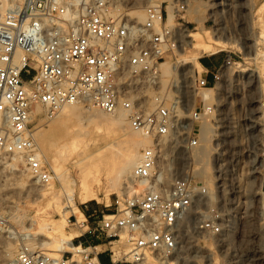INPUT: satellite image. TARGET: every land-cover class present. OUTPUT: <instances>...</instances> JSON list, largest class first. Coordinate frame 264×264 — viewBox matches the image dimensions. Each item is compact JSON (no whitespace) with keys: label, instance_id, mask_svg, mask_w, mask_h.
I'll use <instances>...</instances> for the list:
<instances>
[{"label":"built area","instance_id":"built-area-1","mask_svg":"<svg viewBox=\"0 0 264 264\" xmlns=\"http://www.w3.org/2000/svg\"><path fill=\"white\" fill-rule=\"evenodd\" d=\"M135 4L0 0V188L14 155L41 183L52 182L53 167L37 131L68 104H90L109 115L122 111L133 131L151 139L139 151L131 184L117 193L107 213L69 217L81 230L75 250L54 257L22 243L9 264H159L177 256L191 225L197 234L222 239L233 231L220 208L207 203L206 178L182 169L167 182L159 166L162 141L187 133L189 145L198 147L213 132L216 109L204 100L187 108L179 77L163 85L160 64L177 48L178 32L167 25L164 1L145 3L143 21L130 14ZM177 8L186 9L185 3ZM237 63L226 51L213 85ZM191 85L212 87L199 71ZM88 234L111 245L107 261L96 244H85ZM196 257L205 260L198 249L191 258Z\"/></svg>","mask_w":264,"mask_h":264},{"label":"rangeland","instance_id":"rangeland-1","mask_svg":"<svg viewBox=\"0 0 264 264\" xmlns=\"http://www.w3.org/2000/svg\"><path fill=\"white\" fill-rule=\"evenodd\" d=\"M163 1L167 10L173 14L172 24L168 19L166 20L170 28L177 31V28L187 24L193 29L197 25L193 18L197 16L201 20L200 24L204 27L203 29L208 28L214 36L220 35L230 42L227 45L218 46L214 54L222 58L226 51H230L238 62L224 73L221 89L214 91L212 89L214 85H211L212 87L207 89L200 88L199 94L195 95L191 90V81L194 73L202 72L203 68L192 65V62L182 63L181 53L192 55L194 49L192 50L185 42L181 34L178 33L177 48L162 60L169 58L178 68L176 70H180L179 73L175 72V76L181 80L187 108L190 109L194 104L200 106L202 100H206L216 109V117L212 121L214 127L212 135L209 139L202 138L198 147H191L188 143V134L182 133L177 137H167L164 144L162 141V148L170 149L171 165L177 167V173L184 169L189 172L190 176L207 179L209 188L207 203L217 205L224 214L225 222L234 224V227L237 226L238 229L233 230V237L222 239L207 233L197 234L191 225L183 231L180 251L171 259L174 264H191V261L188 262V259H182V257L190 254L188 257L191 259L195 249H198L205 256L204 261L210 257L215 264H264V207L261 205L264 200V165L261 164L264 146H260V142L264 143V55L256 57L257 52L264 51V36H261V30L264 29V15L259 19L257 13L258 7L264 5V0H231L228 4L222 5L219 4L220 0H155V2ZM183 2L186 9H178L177 5ZM187 18L191 21H186ZM201 56L198 57L199 60ZM242 67L245 69L241 70ZM172 76L162 74V78L167 79V82L174 77ZM203 92L212 94V99H201ZM76 105L82 117L77 112L69 116L60 111L37 131L41 151L53 167V184H43L37 180L35 182L37 188L29 191L27 179L34 181L36 177L21 164V160H18L14 173L8 172V180H5L7 173L5 171L0 197V224L5 228L18 230L17 233L20 235L13 238L7 231L0 236V263L10 259L3 258L4 243L15 239L18 249L24 241L21 236L22 231L24 233L26 229H35L44 211L53 218H60V212L52 204L54 197L59 198L68 211L66 229L81 232L69 221V217L72 221H74V216L79 219L83 217H79L78 212L72 211L68 202L70 193L78 198L79 168L71 160L72 156L66 161L57 157L54 147L60 140L69 141L76 137V132H67L68 127L76 129V126L80 125L78 129L82 130L77 138L86 140L88 136L83 134L84 130L97 128V126L95 128V122H89L88 118L95 114L108 119L111 115L90 104ZM77 114L81 118H78ZM100 127L101 131L105 129L104 126ZM123 133L137 140L141 139L127 122L117 130L114 136ZM132 137L129 138L133 139ZM112 139L115 140L110 135L108 142L111 143ZM49 141L54 142L55 145L53 146ZM104 143L102 141L100 145L104 146ZM125 143L119 142L114 147L115 152L120 154L127 146ZM144 145H140L139 151ZM60 173L63 174L61 177H59ZM105 181L103 177L99 200L78 202L84 213H95L99 216L107 213L111 208L109 204L113 203L117 193L124 188L127 182L124 180L119 186L116 185L117 183L113 185L115 182ZM7 182L10 184L6 185ZM51 185L55 188L54 192L44 196L40 194V189ZM106 193L109 194L106 195ZM12 215L21 219L16 220V217L13 218ZM27 240H29L28 236L24 242L26 243ZM83 240L86 245L90 242L99 244L96 250L102 256L107 255V248L111 246L103 237L97 238L88 234L83 237ZM78 242L79 240H74V243L78 244ZM33 246L41 247L46 252L49 251L38 243ZM199 264L204 263L201 260Z\"/></svg>","mask_w":264,"mask_h":264},{"label":"bare ground","instance_id":"bare-ground-1","mask_svg":"<svg viewBox=\"0 0 264 264\" xmlns=\"http://www.w3.org/2000/svg\"><path fill=\"white\" fill-rule=\"evenodd\" d=\"M228 1L231 2V0H220L219 4H228ZM155 2V0H147L146 2L144 0H136L135 7L131 10L130 14L137 20V21H143L145 18V11H140L144 10V5L145 3H152ZM139 12V13H138ZM258 17L259 19L264 15V5H260L257 10ZM264 18V17H263ZM262 18V19H263ZM142 19V20H141ZM168 21L172 24L173 22V14L168 11ZM194 21L197 22V25L195 28H189L187 24L182 25L179 29L177 28V32L182 35V37L185 38V42L192 48L194 49V54L188 55L181 53L182 55L180 56L182 59V63L187 64L192 62V65L194 64L195 66H198L200 68H203V65L201 64L199 60V56L206 54V53H214L218 46L221 45H227L230 42L226 39H223L220 35H213L211 30L206 28L203 29L204 27L200 24L201 20L196 16L193 18ZM186 21H191V19L187 18ZM257 21V20H256ZM261 22V21H260ZM264 22V19H263ZM263 26V24H261ZM264 28V27H263ZM261 36H264V29L261 30ZM264 55V51L262 52H257L256 57L258 58L259 56ZM180 63V62H179ZM175 63H172L169 58L167 60H164L161 62L160 67L162 70L163 76H171L173 78H176L177 76L175 72L179 73L180 70L178 69L175 65ZM245 68H241V70H244ZM176 70V71H175ZM224 75V74H223ZM163 85H166L167 79L163 78ZM222 86V80L218 81L212 89L214 91L221 89ZM210 88V87H207ZM206 88V89H207ZM191 90L195 95H198L199 92L196 88L192 87L191 85ZM193 94V95H194ZM201 99H212L213 97L212 94H209L207 92L201 93ZM217 97V96H216ZM220 100V98H217ZM206 101V100H204ZM209 102V101H206ZM77 103L75 104H68L65 105L60 111L67 113V115L71 116L70 114H76L78 113L77 110ZM97 108V107H96ZM95 111V110H94ZM79 115L81 114L80 112L78 113ZM77 114L78 118L79 117ZM90 115V114H89ZM95 114L91 115L88 119L89 122H95V128L94 130H84L83 134L87 135L88 138L86 140L84 139H78L77 136H79V133L81 132L80 129L77 128L75 129H70L68 127L67 132H76V137H73L69 141L67 140H60L56 146L54 147L56 150V155L57 157H60L61 160L66 161L70 156H72V161L74 165H76L79 168V176H80V190L78 193V198L74 196V194L70 193L69 196V206L71 207L72 211L78 212L79 217H85V213L82 210V208L78 205V202L85 203L89 200L93 199H100L99 196V190L100 186L102 183V178L110 182H115L113 185H119L121 184L124 180L127 181L126 184H131L132 179H133V168L136 165V163L139 161V147L140 145H147L150 143L151 139L148 136H143L141 139L137 140L135 137L133 138L132 136L127 135L126 133L120 134V135H115L117 130L123 126V124L126 122L125 118V113L124 112H119L115 115L109 116L108 119L106 117H98L94 116ZM100 126H104L105 129L102 131L100 130ZM80 128V127H79ZM83 128H85L83 126ZM102 129V128H101ZM74 130V131H73ZM214 130V129H213ZM211 130H208L205 133V136H209V133H211ZM42 133V130H41ZM81 134V133H80ZM113 136L115 140L112 139V142H108L109 136ZM132 137L133 139H130L129 137ZM209 137L207 139H209ZM112 138V137H111ZM135 139V140H134ZM206 139V138H205ZM105 142L104 146H101V142ZM119 142H126L125 145L126 148H123L124 150L119 154L116 153L114 150V147L118 145ZM165 140H163L164 144ZM50 144L53 146L55 145L54 142L49 141ZM260 146H264V143L260 142ZM161 158L159 160V166L163 169L166 170V181L169 182L171 179H173L176 175V169L177 167L173 166L172 163V158L170 157V149L169 148H162L161 144ZM43 152V151H42ZM21 156L14 155L12 157L11 164L9 167H6L4 170L3 176L5 174V171L7 172L5 174L6 179L8 180L9 178V173H14L17 165L18 160H21ZM55 159H57L55 157ZM262 165H264V157L262 156ZM172 166V167H171ZM205 168V167H204ZM205 170V169H203ZM9 172V173H8ZM204 172V171H203ZM63 174L60 173L59 177H61ZM4 180V179H3ZM38 179L35 178L34 181L31 179H27V182H29L27 185L29 187V191H33L34 189L37 188L35 185V182ZM74 181V180H72ZM53 182V181H52ZM51 182V184H53ZM3 183V181H2ZM75 183V182H74ZM73 183V184H74ZM6 185L10 183H5ZM120 186V185H119ZM2 187V185H1ZM126 187V186H124ZM74 188V187H73ZM41 195H46L50 194L55 191V188L53 185L42 188L40 189ZM122 190V189H121ZM120 190V191H121ZM258 190H260V187H258ZM73 192V191H72ZM257 192V191H256ZM264 192V191H263ZM0 193H1V188H0ZM109 193H106V195ZM105 195V196H106ZM109 195L107 196V198ZM53 206L56 208L58 212H60V218H53L51 215H48L46 211L45 213L40 215L39 217V222L37 224V227L35 229H26V231L22 234L23 240L25 241V238H29V240L26 241V244H28L31 247L33 244L38 243L39 245L43 246L45 249L49 251H45L51 256L58 257L62 254V250H75V247L77 246L76 243L73 242L74 238L77 237L80 233L74 232V231H69L66 229V224H67V209L64 207L63 203L61 200L57 197L53 198ZM262 207H264V200L261 202ZM2 215V214H1ZM13 218L16 217V220H20V217H17L15 215H12ZM6 224V223H5ZM21 230V229H20ZM234 231L238 230L237 226L233 227ZM9 235L13 238L17 237L18 234L16 230L13 228L7 227L5 228L3 225L0 224V236L3 235V232H7ZM19 237V236H18ZM229 237H233V231H231V234ZM22 243H25V242ZM21 245V244H20ZM17 247L18 243L15 241V239H10L4 243V248H3V258H10L11 260L14 255L17 253ZM99 247V244L97 245ZM43 249V248H42ZM44 250V249H43ZM61 251V252H60ZM186 252H189L186 250ZM188 255H184L183 258L188 259L191 264H199V261L202 259L200 257H196L194 259H189ZM200 256V255H199ZM192 257V255H191ZM165 259V260H164ZM163 260L159 261V264H174V261L171 259V257L164 258ZM9 260H5L1 262L0 264H9ZM187 262V263H188ZM204 264H215V261L209 257L206 261H203Z\"/></svg>","mask_w":264,"mask_h":264},{"label":"crops","instance_id":"crops-1","mask_svg":"<svg viewBox=\"0 0 264 264\" xmlns=\"http://www.w3.org/2000/svg\"><path fill=\"white\" fill-rule=\"evenodd\" d=\"M223 58L224 56L221 58L220 56H217L214 53H206L200 57V62L203 65V70L201 73L208 78L210 86L213 85L214 82L213 72L222 63ZM86 207L87 209H89L88 206ZM102 258L107 261L105 256H102Z\"/></svg>","mask_w":264,"mask_h":264}]
</instances>
